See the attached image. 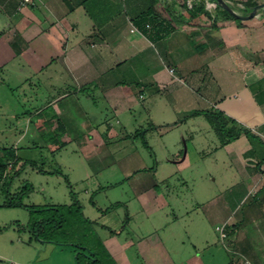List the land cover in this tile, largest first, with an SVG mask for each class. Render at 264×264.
<instances>
[{
	"label": "crops",
	"instance_id": "1",
	"mask_svg": "<svg viewBox=\"0 0 264 264\" xmlns=\"http://www.w3.org/2000/svg\"><path fill=\"white\" fill-rule=\"evenodd\" d=\"M155 1L153 7L154 0H0V86L20 91L17 106L23 109L8 113L0 101V124L7 125L0 127V137L26 125L21 138L47 136L51 152L80 141V152L97 154L100 162L108 157L105 165L129 174L134 198L145 210L161 197L155 191L160 162L154 158L145 168L149 180H139L143 168L118 157L116 140L145 128L142 139L152 156L159 147L170 155L224 150L243 173V198L258 190L260 206L250 201L237 211L240 202L225 199L206 218L216 229L226 225V248L238 255L230 264H264V15L215 28L206 14L193 17L191 5ZM213 110L257 138L242 134L217 143L204 114ZM8 149L0 146L1 158ZM11 149L18 157L17 148ZM109 212L102 210L98 220L109 232L100 241L116 264H131L126 252L133 247L146 264H204L196 245L173 259L172 232L165 239L143 235L121 241V219ZM131 216L127 208L126 220ZM155 247L162 251L158 257ZM181 250L176 248L177 257Z\"/></svg>",
	"mask_w": 264,
	"mask_h": 264
},
{
	"label": "rangeland",
	"instance_id": "2",
	"mask_svg": "<svg viewBox=\"0 0 264 264\" xmlns=\"http://www.w3.org/2000/svg\"><path fill=\"white\" fill-rule=\"evenodd\" d=\"M175 1L181 7L188 8L191 5L194 9L204 4L212 17L228 10L215 0ZM247 1L224 0L239 15H247L253 9L247 13L243 11ZM253 1L257 4L264 3V0ZM260 15H264V9L260 10L257 16ZM19 95L20 91L17 89L10 90L0 86V101L5 104L3 111H23L17 106ZM2 120L14 121L13 118ZM207 124L204 122L203 128L208 127ZM6 126L5 123L0 124L2 128ZM18 126V132H6L0 137V146L17 148V168L20 169L18 175L8 181V175L14 170L15 162L6 160L8 174L3 177L0 175V264H90L91 254L94 253L100 258V264H112L108 250L100 241L109 235L98 221L102 218V210L105 209H110L109 216L121 219V241L139 239L143 235L152 236L154 240L165 239V236L172 232L175 241L171 245L170 254L175 260L186 256L193 245H196L204 264H230L232 257L234 259L238 256L235 251L226 248L228 239L226 238L225 242L216 229V223L206 217L214 203L218 204L225 199L237 200L240 202L237 211H242L250 201H256L259 205V195L256 190L243 198V173L235 169L224 150L196 153L192 149H184L182 153L180 150L170 155L159 147L157 155L152 156L142 139L145 128H141L139 134L130 139L116 140L121 146L118 157L122 160L130 157L135 161V165L143 168L137 179L149 180L150 174L145 168H151L154 158L160 162L155 178L158 187L155 191L161 197L155 202L159 206L160 201L163 204L159 209L154 202L149 210H145L139 207L134 198L132 178L129 174L126 175L121 166L105 165L108 157H104V162H100V156L97 154L80 152V141H73L66 149H61L60 145V150L51 152L47 146V136L41 135L40 139H33L31 133L21 138V132L26 125ZM154 135L160 137L157 132ZM214 135L219 143L217 135ZM174 140L176 141L172 137V142ZM2 158L5 160V157ZM27 160L36 162L46 172L34 168L26 162ZM25 185L32 188L25 189L20 196L18 193ZM11 200L22 202L25 206H7L6 203ZM75 200L80 201V209L74 205ZM92 201L97 205L94 206ZM36 208L45 209L37 211ZM127 208L132 215L128 220L125 218ZM175 214H179V220L169 221L167 215L173 218ZM45 219L51 221L47 229L40 232L35 224ZM32 226L34 228L31 230ZM38 234L41 235L42 241L36 238ZM43 239L51 242H45ZM181 247L177 257L175 250ZM155 249L157 250L153 251V255L158 257L162 251H158L160 247ZM126 254L131 264H146L136 247L128 248ZM242 262H245L244 258L240 261Z\"/></svg>",
	"mask_w": 264,
	"mask_h": 264
},
{
	"label": "trees",
	"instance_id": "3",
	"mask_svg": "<svg viewBox=\"0 0 264 264\" xmlns=\"http://www.w3.org/2000/svg\"><path fill=\"white\" fill-rule=\"evenodd\" d=\"M215 2L218 3L216 0H215ZM155 3H156V1L154 0L153 7H155ZM256 5H258V4L255 1L248 0L245 4V9L243 11L245 13H247L250 9L254 8ZM189 12L193 17L196 16L197 13H199V12L206 14L207 16H209L212 19L213 26L215 28L223 27L228 23L240 22V18H238L237 16H235L233 13H231L228 10H224L221 15L212 17V15L209 13V11L206 10L204 4H201L200 6H198L197 9L189 10ZM204 114L207 117L211 126L215 129V131L218 135V138H219L222 145L239 138L242 134H246L251 139L257 138V136L250 129H248L245 125H243V124L239 123L237 120L229 117L228 115H226L222 111L213 110V111L204 112ZM6 152L7 153L5 156V160L0 157V175H1V177H3L5 174H8V165L6 163V160H8V161L13 160L15 162L13 165L14 170H12L11 173H9V175H8V181H9L10 178L12 179L13 177L17 176L19 173L20 169L17 168L19 159L15 155L14 150L8 149V150H6ZM30 164L34 168H37L40 171L46 172V170H43L42 168L37 167V164L35 162H31ZM31 188L32 187H30L29 185H25L24 188L22 190H20L18 194L21 196L25 192V189H31ZM6 205L7 206H25L22 202H18L16 200H14V201L11 200V201L7 202ZM74 205H76L79 209L81 208L80 201H78V200L74 201ZM44 209L45 208H36L37 211L38 210H44ZM59 210L61 211V209H59ZM50 221L51 220H47V219L41 220L40 222H38L35 225H37V227L39 228V231L42 232V231H45L47 229L48 223ZM30 228L32 230L34 227L32 226ZM36 238H38L39 240L42 241L40 234L36 235ZM43 240L45 242H51L50 240H47V239H43ZM82 248L86 250L85 247H82ZM108 254H109V252H108ZM91 255H92V262L90 264H100V258L97 257V255L95 253L91 254ZM110 257L112 258L111 255H110ZM77 258L79 259V254H78ZM112 260H113L112 264H116V262L114 261L113 258H112Z\"/></svg>",
	"mask_w": 264,
	"mask_h": 264
},
{
	"label": "water",
	"instance_id": "4",
	"mask_svg": "<svg viewBox=\"0 0 264 264\" xmlns=\"http://www.w3.org/2000/svg\"><path fill=\"white\" fill-rule=\"evenodd\" d=\"M218 3L220 4H223L227 9L228 11H230L231 13H233L235 16H237L238 18L240 19H243V20H247V19H252L254 17H256L258 15V13L260 12V10L264 9V3H261V4H258L256 5L250 13H248L247 15H239L237 14L236 12H234L232 10L231 7H229L225 2L224 0H216Z\"/></svg>",
	"mask_w": 264,
	"mask_h": 264
},
{
	"label": "built area",
	"instance_id": "5",
	"mask_svg": "<svg viewBox=\"0 0 264 264\" xmlns=\"http://www.w3.org/2000/svg\"><path fill=\"white\" fill-rule=\"evenodd\" d=\"M32 2V0H25V2L24 3H31ZM147 27L148 28H150L151 26L150 25H147ZM135 29H133V31H134ZM174 71V69H171V72H173ZM225 228H226V225L224 224V225H222V226H219V227H217V230L221 233V237L223 238V239H225L226 237H227V233H226V231H225Z\"/></svg>",
	"mask_w": 264,
	"mask_h": 264
},
{
	"label": "bare ground",
	"instance_id": "6",
	"mask_svg": "<svg viewBox=\"0 0 264 264\" xmlns=\"http://www.w3.org/2000/svg\"><path fill=\"white\" fill-rule=\"evenodd\" d=\"M234 5V4H233Z\"/></svg>",
	"mask_w": 264,
	"mask_h": 264
}]
</instances>
